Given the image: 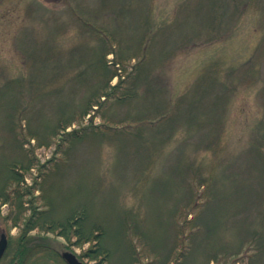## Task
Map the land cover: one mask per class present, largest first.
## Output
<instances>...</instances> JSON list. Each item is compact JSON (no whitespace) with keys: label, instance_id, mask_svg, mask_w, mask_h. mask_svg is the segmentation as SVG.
I'll list each match as a JSON object with an SVG mask.
<instances>
[{"label":"rangeland","instance_id":"374dc122","mask_svg":"<svg viewBox=\"0 0 264 264\" xmlns=\"http://www.w3.org/2000/svg\"><path fill=\"white\" fill-rule=\"evenodd\" d=\"M116 64L125 98L85 120ZM12 161L32 163L42 226L24 237V264H66L63 252L151 264L194 224L217 225L214 246L235 253L244 230L264 234V0H0V179ZM83 210L108 257L61 233ZM17 212L0 206L4 264L29 216L15 228ZM255 251L209 264H249Z\"/></svg>","mask_w":264,"mask_h":264},{"label":"trees","instance_id":"16d2710c","mask_svg":"<svg viewBox=\"0 0 264 264\" xmlns=\"http://www.w3.org/2000/svg\"><path fill=\"white\" fill-rule=\"evenodd\" d=\"M125 83V80L120 81L116 86L110 87V92L107 94H104L106 96L105 102H99L100 103V108L103 104L105 103H111L115 100H120L125 98V96H118V98H115V91L120 89L121 86ZM105 88V87H104ZM106 91V90H105ZM99 96V95H98ZM99 99L98 101L100 100ZM96 100V102L98 103ZM93 102L90 104V109L97 103ZM87 113V112H86ZM70 124H65L63 128H67V126H70ZM131 126V125H130ZM97 128L101 129L102 126H96ZM129 127V126H125ZM88 127H84L83 130L85 131ZM123 130V128H122ZM127 128L122 131V133L126 132ZM121 131V129L119 130ZM76 132H70L67 134L69 140H78L81 139V135L75 136ZM32 163L28 165H21L18 164L17 162L12 161L6 166V175L4 178L0 179V203L5 204L9 203L11 205H15L17 209V216L15 217L14 221L16 225V222L20 220L22 212L25 210L24 204L26 203H31L33 204V195H34V189L35 186L34 184L32 186H27L25 184V172H28L29 169H31ZM30 198V200H27ZM33 215L29 218L28 221L25 222V226L23 228V237L25 236L26 233H28L31 230H34L35 228H42L40 219L37 218L38 213L36 212V208H33ZM86 210V209H85ZM87 215L84 214V210L82 215H72L70 218L67 219L65 223H63L61 229H63L61 233H70L69 235L65 234V237L67 240H71L72 237H75L77 239L76 244L78 245H83L85 243H90V242H96V246L94 250H89V253L92 251L93 254H91V260H95L97 258L102 259L103 257H108L109 252L106 251L105 249L102 248V245L100 244L102 242V237L104 236V232L100 229L96 230L95 227H87ZM186 222L184 223V226L188 225L191 221L188 222V220H185ZM44 222V221H43ZM177 222V220H175ZM194 226L196 228H193L195 230H191V233L188 235H181V238L179 235H177V238H175V244L174 246L168 248L166 255L159 257L160 255H156L154 258L153 262L151 264H209L212 261H218L217 256L218 255H224L225 260L229 259L230 257L234 256V254L240 256L245 253L247 249H249L251 246L255 245L256 246V251L255 253L251 256V261L249 264H259V258L260 255L264 251V234L259 232L258 230L255 231H249L246 229V231H243V236L241 237V240L238 242V246L235 249V253L232 252L233 250L231 248H228L229 245H224V246H219L215 247L214 243L215 240L219 239L216 238L215 230L217 225L215 226H205L201 227L199 224ZM47 229L49 231H53L56 229L55 224L52 222L48 224ZM215 234H214V232ZM239 231V230H238ZM201 233H203V236H201ZM198 236H201L203 238V244L196 246L197 245V240L196 238ZM23 239V238H22ZM179 239L180 241L178 242ZM24 243V240H22ZM178 242V244H177ZM201 242V241H200ZM180 243H186V247L184 246L182 251L179 252L178 256L176 258H172V253H174V247L177 248V245L180 246ZM228 243V242H227ZM23 245V244H22ZM20 249V257L19 261L22 262L24 260V247ZM211 248V252H208L207 254L204 255L205 260H200V258H196L199 255H195V251H201L206 248ZM203 252V251H202ZM201 254V253H200ZM212 254V255H210ZM218 254V255H217ZM195 255V257H194ZM90 257V256H89ZM133 264V263H131Z\"/></svg>","mask_w":264,"mask_h":264},{"label":"water","instance_id":"95a60500","mask_svg":"<svg viewBox=\"0 0 264 264\" xmlns=\"http://www.w3.org/2000/svg\"><path fill=\"white\" fill-rule=\"evenodd\" d=\"M6 239L5 237L2 235L1 239H0V258L2 257L5 249H6ZM62 257L64 258V260L67 262V264H83L82 262H80L76 256L72 253L69 252H64L62 254Z\"/></svg>","mask_w":264,"mask_h":264},{"label":"flooded vegetation","instance_id":"af4514ba","mask_svg":"<svg viewBox=\"0 0 264 264\" xmlns=\"http://www.w3.org/2000/svg\"><path fill=\"white\" fill-rule=\"evenodd\" d=\"M2 233H5V232H2ZM6 234V233H5ZM9 234H6V239H7V248H6V251H5V254H4V256L1 258V260H0V264H4V261H5V258H6V256L8 255V252L10 251L9 249H10V246L12 245V239H10L9 238V236H8ZM23 238V239H22ZM22 240H24V242H26V239H24V237L23 236H21V238H20V246L22 245ZM20 255V250L18 251V255L16 256V257H13L12 258V263L13 264H19V256ZM8 264H11V262H9Z\"/></svg>","mask_w":264,"mask_h":264}]
</instances>
